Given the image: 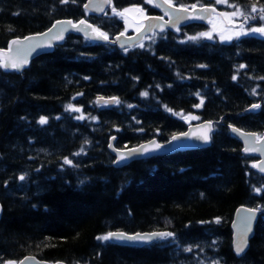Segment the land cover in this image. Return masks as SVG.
Listing matches in <instances>:
<instances>
[{"label":"trees","instance_id":"1","mask_svg":"<svg viewBox=\"0 0 264 264\" xmlns=\"http://www.w3.org/2000/svg\"><path fill=\"white\" fill-rule=\"evenodd\" d=\"M170 1L223 12L235 4L245 14L239 23L264 27V0H228L229 8ZM86 2L0 0V49L59 19L86 18L114 37L125 26L113 8L159 14L149 0H113L96 17ZM206 30L189 25L128 50L71 35L22 74L0 67V264L27 256L67 264H264V176L229 130L264 132V37L226 43L203 37ZM100 97L119 103L101 105ZM188 115L214 123L211 147L115 167L113 137L117 148L167 142L187 130ZM240 206L261 215L250 249L237 258L231 224ZM164 230L173 235L141 248L97 239Z\"/></svg>","mask_w":264,"mask_h":264},{"label":"water","instance_id":"2","mask_svg":"<svg viewBox=\"0 0 264 264\" xmlns=\"http://www.w3.org/2000/svg\"><path fill=\"white\" fill-rule=\"evenodd\" d=\"M153 4H160L156 9L160 15H151L144 19L143 26L134 33L122 32L115 35L113 38L107 35V39L100 35L101 32L93 23L87 19H59L53 22L51 27L41 33L31 34L23 38H15L16 44H12L11 40L6 49H0V64L7 62L9 65L12 62L22 65L19 70L12 67H1L6 73L22 74L30 68L33 61L42 56L53 53L57 47L66 43L71 35L80 36L90 40L94 44H110L117 46L121 50L135 48L142 44L149 37L156 34H162L167 31L177 33L181 28L189 25H202L208 27L211 25L217 14L223 13L212 5L181 7L175 5L168 0H152ZM87 5V7H86ZM85 5L87 11L94 16H103L112 5V0H88ZM71 21L72 23H66ZM80 21H84L83 24ZM78 26V27H74ZM237 26V25H236ZM47 33V35H44ZM31 38V39H29ZM109 101V107L115 105L111 102L112 98H104ZM99 104H104L101 101ZM231 135L239 140L243 146V154L248 157H254L257 160L254 163L255 171L264 176V132L262 135L256 132H249L239 129L235 126H229ZM215 131V125L211 121H201L192 123L183 133L174 135L167 142H161L157 138L151 139L137 146L128 148H117L115 139H111L109 150L115 157V167L123 168L134 161L151 159L158 156H170L177 152H186L207 149L212 145V135ZM204 137H208L207 141ZM133 149H139L133 152ZM125 159L121 160V156ZM4 214V207L0 201V222ZM260 210L248 206H240L235 211L231 229L233 232V251L237 258L244 256L250 249V241L255 236L256 225L260 217ZM168 231H153V232H136L127 233L123 231H115L111 233H124L126 236L134 235H151L152 233H164ZM161 238H153L151 241L141 240H109L110 243L123 246L144 247L153 244ZM242 246L243 251L237 254V247ZM67 264L65 262H48L42 261L34 256H27L19 261L18 264Z\"/></svg>","mask_w":264,"mask_h":264},{"label":"rangeland","instance_id":"3","mask_svg":"<svg viewBox=\"0 0 264 264\" xmlns=\"http://www.w3.org/2000/svg\"><path fill=\"white\" fill-rule=\"evenodd\" d=\"M221 4L228 7L227 3H221ZM231 8L229 9V11H224L223 17L219 15L216 16L213 23L207 28L205 32H203V33H209L211 38H208V36H203V37L207 39H218L226 43H230L236 38H242L248 35L264 37V35L260 33L251 32L250 30L253 27L251 26L249 27L248 25H245V24L239 27L225 25L224 19L226 20L227 23L238 24L239 23L238 20L241 18V16L239 15L235 17L228 15L232 12H235ZM121 12H123L124 14L122 16L121 15H118V16L121 18V20L124 23V26H125L124 31L126 33L135 32L141 28L145 15L140 11L138 7L129 8L127 12L125 11H121ZM185 120L188 121L189 123L197 122L198 117L195 115H191V116L188 115L185 117Z\"/></svg>","mask_w":264,"mask_h":264},{"label":"snow or ice","instance_id":"4","mask_svg":"<svg viewBox=\"0 0 264 264\" xmlns=\"http://www.w3.org/2000/svg\"><path fill=\"white\" fill-rule=\"evenodd\" d=\"M62 2H65L66 3L67 0H62ZM108 2L110 3L111 0H108ZM169 2H170V0H169ZM227 2H228V0H216V3H227ZM155 6L156 7H160L161 5L160 4H156ZM230 6L231 7H237L235 4L230 5ZM86 7H87V5H86ZM192 7L195 9L196 5H193ZM113 11L116 12V9L113 8ZM124 11L127 12L128 9H125ZM256 11H257L256 7L253 6L252 7V12H256ZM260 12L264 13V7H261L260 8ZM116 14L122 16L124 13L123 12H116ZM228 15H230L232 17H235V16H238V15L239 16H244L245 14L243 12H240L238 10V11L232 12V13H230ZM260 19L264 20V16H261ZM66 23L71 24L72 22L71 21H67ZM80 23L83 24L84 21H80ZM74 27H78V26H75L74 25ZM250 31L253 32V33H260V34L264 35V27H253V28H251ZM44 35H47V33H45ZM100 35L103 36L105 39H107V35L105 33H100ZM201 35L202 36H208V38H211V36H210L209 33H202ZM29 39H31V38H29ZM190 39H196V37H191ZM11 43L12 44H16L17 41L16 40H13V41H11ZM9 66L12 67V68H15L17 70H19V68L22 67V65H18L15 62H12L10 65L7 62H5L3 64H0V67H9ZM241 67H244V66L241 65ZM143 95H147V93L145 92V93H143ZM101 101H103L104 104L109 103V101L104 100L103 97H100L97 100V103H100ZM111 102L119 103L118 99L115 98V97L112 98V101ZM254 107H258V105H254ZM67 110H72V111H77V112L81 111L79 108H74L72 105H68L67 106ZM76 118L77 119H83V116H78ZM39 123L40 124H46L47 123V119L44 118V117H41V119L39 120ZM113 139H115V137H113ZM173 139H177V137H173ZM204 139L207 141L208 137H204ZM81 151H83V149ZM132 151L133 152H137V151H139V149H133ZM77 155H79V153H77ZM123 159H125V157L122 155L121 156V160H123ZM64 163L71 165L72 164V161L66 158L64 160ZM20 179L23 180L24 177L21 176ZM218 222L219 221L217 220V223ZM172 235L173 234L170 233V232L152 233L151 235H143V236L142 235H139V234L134 235V236H126L124 233H108L107 235H104V236H98L97 239L98 240H103V241H107V240H111V239H116V240H125V239H127V240H132V241H136V240L151 241L153 238H161V239H163V238H166V237H169V236H172ZM188 251H191V249H188ZM236 251H237V254H239L240 252L243 251V247L242 246L237 247V250ZM21 264H22V262H21Z\"/></svg>","mask_w":264,"mask_h":264},{"label":"flooded vegetation","instance_id":"5","mask_svg":"<svg viewBox=\"0 0 264 264\" xmlns=\"http://www.w3.org/2000/svg\"><path fill=\"white\" fill-rule=\"evenodd\" d=\"M142 10V11H141ZM140 11L145 15V17L149 16V14L147 13V11H145L144 9L140 8ZM144 17V18H145Z\"/></svg>","mask_w":264,"mask_h":264},{"label":"bare ground","instance_id":"6","mask_svg":"<svg viewBox=\"0 0 264 264\" xmlns=\"http://www.w3.org/2000/svg\"><path fill=\"white\" fill-rule=\"evenodd\" d=\"M230 24V23H229ZM253 24V23H252ZM195 25H197V24H195ZM204 27V26H203ZM249 36V35H248ZM240 39V38H239ZM119 49V48H118ZM64 108V107H63ZM75 115V114H74ZM73 116V115H72ZM68 118H70V117H68ZM70 125V124H69ZM63 132V131H62ZM112 154V153H111ZM171 156V155H170ZM162 157V156H161ZM165 231V230H164ZM168 231V230H167ZM128 233V232H127ZM171 233V232H170ZM160 240V239H159ZM157 242V241H156ZM251 242V241H250ZM155 243V242H154ZM108 244V243H107ZM152 245V244H151ZM119 246V245H118ZM132 247V246H131ZM138 248V247H137ZM37 258V257H36ZM44 261V260H43ZM18 263V262H17Z\"/></svg>","mask_w":264,"mask_h":264}]
</instances>
